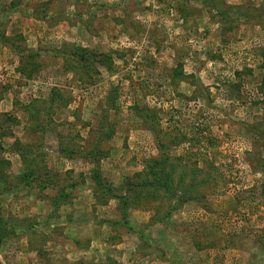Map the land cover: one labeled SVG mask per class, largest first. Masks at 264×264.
Segmentation results:
<instances>
[{
    "label": "rangeland",
    "instance_id": "obj_1",
    "mask_svg": "<svg viewBox=\"0 0 264 264\" xmlns=\"http://www.w3.org/2000/svg\"><path fill=\"white\" fill-rule=\"evenodd\" d=\"M3 98L0 264H264V0H0Z\"/></svg>",
    "mask_w": 264,
    "mask_h": 264
},
{
    "label": "trees",
    "instance_id": "obj_2",
    "mask_svg": "<svg viewBox=\"0 0 264 264\" xmlns=\"http://www.w3.org/2000/svg\"><path fill=\"white\" fill-rule=\"evenodd\" d=\"M7 40V38L4 36V41H6ZM156 117V119H158L157 118V116H155ZM169 143H173V142H169ZM163 145H160V148H161V150L163 149V147H162ZM159 147V146H158ZM172 146L171 145H169V148H171ZM166 148H167V146H166ZM64 155H66V150L65 149H63V150H60ZM163 155V154H162ZM67 156V155H66ZM68 159H71V158H73V156L71 155V153L69 154V156L67 157ZM172 172H174V170L173 171H170V173L171 174H169V175H167V176H163V175H161L162 174V171L161 170H159V167L158 168H154V167H152V168H150V172H149V175L152 177V186L154 187V188H156V189H165L166 191H170V190H173L174 189V183H173V181H174V177L172 176ZM33 173L35 174V172L33 171V172H30V177L31 176H33ZM89 180L91 181V183L93 184V188H95V182L97 183V185H98V189H99V187H101L102 188V190H103V188H105V186L103 185V180H102V178H101V174L99 175H95V176H90L89 177ZM74 186V185H73ZM108 191H112V189L111 188H109V190ZM62 194V197H61V199L64 197L65 198V196H64V194L63 193H61ZM100 196V194L96 191V192H94V197H96V200H100V199H102L101 197H99ZM139 206V205H138ZM120 209L123 211V212H127V207H125V211H124V208L123 207H120ZM3 226V221H2V218L0 219V227H2ZM0 241H1V239H0Z\"/></svg>",
    "mask_w": 264,
    "mask_h": 264
},
{
    "label": "crops",
    "instance_id": "obj_3",
    "mask_svg": "<svg viewBox=\"0 0 264 264\" xmlns=\"http://www.w3.org/2000/svg\"><path fill=\"white\" fill-rule=\"evenodd\" d=\"M17 12V11H16ZM17 13H21V12H17ZM12 15V14H11ZM5 16V15H4ZM22 17H24L23 15H21ZM27 16V18H33L34 20H41V21H43L44 20V18L41 16V17H37V15L33 12V14H32V17L30 16H28V15H26ZM7 19H9L8 17H7ZM11 19V18H10ZM5 20H6V18H5ZM13 23H11V25H12ZM5 37L6 38H10V37H13V35L12 34H10V33H8V31H6L5 32ZM2 44V43H1ZM3 45V44H2ZM4 98L1 100V102L0 103H4ZM0 113H3V111H0ZM21 174V173H20ZM91 193L92 194V197H94V192H93V190H91V189H87V193ZM93 205L95 204V203H92ZM107 206H101V208H106ZM78 208V206H77V202L75 203V209H77ZM86 208H88V206H86ZM95 208H97V207H91V211L93 210V209H95ZM98 208H100V207H98ZM89 209V208H88ZM74 210V209H73ZM72 210V211H73ZM66 223V222H65Z\"/></svg>",
    "mask_w": 264,
    "mask_h": 264
}]
</instances>
